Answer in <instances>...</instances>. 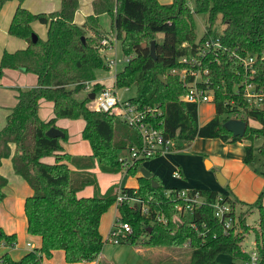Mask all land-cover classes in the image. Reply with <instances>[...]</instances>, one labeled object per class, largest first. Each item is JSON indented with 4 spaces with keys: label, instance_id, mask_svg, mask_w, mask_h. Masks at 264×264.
I'll return each instance as SVG.
<instances>
[{
    "label": "trees",
    "instance_id": "trees-1",
    "mask_svg": "<svg viewBox=\"0 0 264 264\" xmlns=\"http://www.w3.org/2000/svg\"><path fill=\"white\" fill-rule=\"evenodd\" d=\"M7 0H0V9ZM17 5L8 25V32L26 41V45L14 50H4L0 57V76L5 68H23L35 73L36 83L29 87L16 88V101L5 116L0 127V162L10 156L14 171L31 186L32 193L24 200L26 229L41 239L39 247L31 248L18 259L5 251L0 264H42L43 257H50L54 250L61 249L67 262L94 260L98 257L105 239L100 231L101 215L113 204L115 191L112 186L100 192L94 173L90 170L96 160L104 171H118L124 167L117 159L119 153L140 140L138 130L124 122L111 111H103L87 104L90 97L77 98L75 94L92 81L93 91L104 85L96 80L97 68H108L109 59L101 53L104 45L89 33L99 29V16L109 14L111 26L119 40L123 63L114 78L116 87H135V95L129 99L139 105H157L162 113L153 121L166 136L190 143L196 137L220 138L223 141L244 142L242 161L253 158V139L262 137L264 151V107L249 106L235 92L234 84L244 77L236 54L260 55L264 51V0H194L193 7L187 0H92L91 12L82 23L75 21L79 0H60V8L54 11L33 12L16 0ZM206 14V30L196 40L194 13ZM225 22L221 33L214 35L223 44V49L209 51L202 58L206 72L203 78L214 91V114L199 123L198 105L183 98L185 86L174 67L183 64L179 57L191 50L196 51L203 38L210 34L211 25L217 16ZM37 20L46 26V36L40 37L32 28ZM35 32L37 39L32 40ZM159 35V37H156ZM84 37L82 40L81 37ZM154 40L155 55H150V42ZM182 40L187 45H181ZM256 72L249 76L264 85V58L255 62ZM165 76V82L158 78ZM44 97L53 104L54 115L44 120L38 113V100ZM234 99V102H230ZM242 106L248 122L253 119L259 126L248 125L243 135H233L223 122L231 111ZM223 115V117H221ZM59 117L84 119L82 136L90 143V155H74L64 150L62 137L49 136L46 130ZM12 145L14 149L12 152ZM180 146V145H179ZM182 146V145H181ZM53 155L47 162L44 157ZM149 156L145 159L153 158ZM138 159L127 167L134 174L141 161ZM68 161L74 162L75 168ZM156 181V185L153 184ZM6 177L0 174V201L4 197ZM87 184L94 186L92 195H78ZM164 186L157 174L138 176L137 193L151 199V208L164 212L167 222L154 219L127 204L118 206L119 218L132 226L129 241L146 234L142 243L182 246L189 240V260L186 264H238L245 258L241 248L243 234L237 231L241 213L237 211V223L230 232H223L215 220L211 206L196 208L190 217L181 216L164 193ZM131 190L133 187H123ZM207 198L214 197L218 190L197 187ZM235 208V198L224 193ZM264 187L255 201L258 219L255 226V246L264 264ZM207 221L209 231L204 236L191 226L190 221ZM1 242L14 246L16 234L7 233L0 226ZM227 254L230 261L218 258ZM173 259V257H164Z\"/></svg>",
    "mask_w": 264,
    "mask_h": 264
},
{
    "label": "rangeland",
    "instance_id": "rangeland-1",
    "mask_svg": "<svg viewBox=\"0 0 264 264\" xmlns=\"http://www.w3.org/2000/svg\"><path fill=\"white\" fill-rule=\"evenodd\" d=\"M91 1L92 0H79V6L75 12V19L82 23L86 15L91 12ZM189 6L193 7L194 0H187ZM6 5V4H5ZM60 8V0H33L31 8L29 10L33 12L45 11L50 12ZM195 21V33L196 40H199L206 30V14L204 12L194 13ZM8 25L6 26V35L15 40H21V38L14 36L8 32ZM225 26V22L221 20V16L218 15L215 22L211 25L209 30L210 35L215 33H221ZM32 28L34 31L42 38L46 36L45 25L37 20L32 22ZM89 33L95 37L96 41L101 42L104 37L110 39L113 46L111 48H104L101 53L106 59H111L110 66L108 68H97L95 70V76L98 80L105 83L106 86H114V75L117 68H119L123 63L122 51L120 47L119 40H111L115 36V29L111 26V18L109 14L102 13L99 16V29L97 31L90 30ZM156 37H159L157 35ZM5 41V35L1 31L0 27V57L4 51L3 43ZM10 42V40H7ZM181 45H187L186 40H182ZM11 51V50H9ZM116 62V65L114 64ZM178 70L182 68H191L196 70L193 66L188 65L186 67H175ZM201 68H198V70ZM197 70V71H198ZM196 71V72H197ZM198 77L202 76L201 72H197ZM9 76V77H8ZM6 79L0 80V100L2 102H9L11 100V89H14L11 84L15 82L16 77H11L8 74ZM165 77V76H164ZM15 79V80H14ZM96 79V80H97ZM97 80V81H98ZM98 81L99 83H101ZM118 95L125 99L135 95V87H116ZM87 95V88L81 89L75 94L77 98H84ZM45 104H40L38 101V110L41 114H46L47 108L54 113L53 104L50 100L41 97ZM40 99V98H39ZM51 102V104H46ZM88 105L94 107L95 103L92 98L87 102ZM49 105V106H48ZM214 114V103H204L198 106V118L200 121L206 120ZM241 116H244L242 109H240ZM53 115V114H52ZM51 116V115H49ZM48 116V117H49ZM233 117V114H229ZM241 116L239 118H241ZM47 117V119H48ZM223 117V115H221ZM72 121L75 119H83L82 117L70 118ZM84 121V119H83ZM72 122V123H73ZM248 125L259 126V123L253 119H248ZM72 130L75 129V123L71 125ZM72 134L69 132L65 139L61 140V143L65 145L66 142L74 140L71 137ZM68 138V140H67ZM175 145L181 143V140H177ZM179 142V143H178ZM184 143V142H183ZM69 150V146L67 149ZM69 152V151H68ZM125 152V150H123ZM244 153L243 145L240 142L227 143L219 138H208V137H196L190 143L183 145L180 148H171L169 151L164 152L156 157L150 159H144L142 164L138 167V171L142 168L150 170L151 168L154 172L158 173L162 177L163 185L168 183H173V179L170 177L171 169L175 165H179L184 173V183L181 186L185 187H222L228 192L234 191L238 192L244 200H252L257 196L256 191H254V177H258L262 180L264 178V151H262V137H257L253 139V158L249 163L242 161ZM50 160H54L53 155L46 156ZM211 162V166H206L205 160ZM51 162V161H50ZM71 167L75 168L74 162L68 161ZM94 167V166H93ZM92 167V168H93ZM98 169H100L99 164H97ZM126 168V167H123ZM91 170V169H90ZM93 173L95 171L91 170ZM101 171V169H100ZM118 171L107 172L104 174H99L102 184H112L121 183L125 181L126 178L132 176L131 173H116ZM220 172L227 178L228 185H222L216 178V174ZM251 178L252 181H251ZM183 178V177H182ZM123 180V181H122ZM177 180V179H174ZM179 180V179H178ZM251 181V182H250ZM211 189V188H210ZM234 189V190H233ZM224 193V192H223ZM235 208L241 213V221L237 225V231L243 234V239L241 240V248L249 250L251 247L255 246V226L258 219V209L256 208L257 201H244L238 197H235ZM264 203V197L261 200ZM115 211L114 204L110 205L109 208L103 213L99 228L104 237L111 226V214ZM147 235H141L135 243L130 241H124L119 243L104 242L101 254L102 262L101 264H138L142 260L149 262L150 264H186L189 260L190 249L187 245L173 246L167 244H145L142 240L146 239ZM2 243V242H1ZM28 247V246H27ZM140 249V250H139ZM9 252L10 256L13 258L11 253V248L8 246L0 245V257L5 252ZM173 257V259H166L164 257ZM164 258V259H161ZM219 258L221 260L230 261V257L226 254H220ZM55 262H62L63 259L58 255H55ZM52 262L43 259L44 264H50ZM73 263V262H68Z\"/></svg>",
    "mask_w": 264,
    "mask_h": 264
},
{
    "label": "built area",
    "instance_id": "built-area-1",
    "mask_svg": "<svg viewBox=\"0 0 264 264\" xmlns=\"http://www.w3.org/2000/svg\"><path fill=\"white\" fill-rule=\"evenodd\" d=\"M117 40L116 35L111 40ZM107 37L101 40L102 45L111 48L113 43ZM224 46L215 35L207 34L196 51L184 53L179 57V61L184 67L191 65L196 70L191 68H182L181 70L172 68V71L179 74L180 79L185 86L183 98L187 101L194 102L198 106L204 103H214V91L209 86L208 79L199 76L197 72L205 73V68L202 67V58L209 51L223 49ZM104 49V47H103ZM240 62L244 77L238 83L234 84L235 92L249 105L255 107H264V85L258 84L249 76L256 72L255 62L258 57L264 58V51L260 55L244 53L236 54ZM111 62L112 60L109 59ZM116 65V62L114 61ZM198 68H201V70ZM198 70V71H197ZM117 71V69H116ZM115 71V73H116ZM197 71V72H196ZM115 78V75H114ZM87 92L93 91L92 81H86ZM95 105L94 108L103 111H111L118 115L124 122L135 127L140 136L137 144H131L121 151L117 159L123 162L124 167H128L138 159H145L149 156L162 154L169 151L177 143L175 137L166 136L162 129L153 121L161 113V107L157 105H139L128 98H121L116 90V86H103L97 91H94L92 98ZM230 102H234L231 99ZM240 109L242 106H237L231 111L233 117H240ZM244 113V111H243ZM179 143V142H178ZM172 176L182 177L183 173L178 165L172 168ZM164 193L169 196L171 202L175 203V207L181 216L190 217L193 211L202 206H211L215 220L220 224L223 232L228 233L237 223V209L233 207L230 199L224 196L223 192L217 193L214 197L207 198L201 193L197 187H178L171 189L164 188ZM117 207L121 204H127L129 207L139 210L144 215H149L154 212V219L157 221L167 222V217L163 211L151 208V199L144 198L137 193V188L127 190L117 187L115 191V199L113 202ZM119 213V212H118ZM191 226L204 236L210 227L207 221L201 223L190 221ZM132 232V226L128 221L121 220L119 214L111 222V226L104 237L105 241L119 243L129 241V235ZM30 244V242H27ZM189 240L184 242L188 246ZM246 257L241 259L238 264H262L261 256L256 247H251L246 250Z\"/></svg>",
    "mask_w": 264,
    "mask_h": 264
},
{
    "label": "crops",
    "instance_id": "crops-1",
    "mask_svg": "<svg viewBox=\"0 0 264 264\" xmlns=\"http://www.w3.org/2000/svg\"><path fill=\"white\" fill-rule=\"evenodd\" d=\"M159 1L162 3H168L171 0H159ZM32 2H33V0H24L23 5L27 8H31ZM16 5H17L16 0H7L3 4L2 8L0 9V27H1V31H3V34L5 35V41L2 42L3 46H4L3 50H14L16 48H21V47H24L26 45V41L24 39L21 38V40H15L13 38L8 37L5 33L7 23L10 22ZM75 21L77 23H80L77 19H75ZM45 28H46V26H45ZM7 40H10V42ZM8 74L11 75V77L12 76L16 77L15 78L16 80L14 79L15 82L13 84H11V86L14 88V89H11V91H10L11 92V100L9 102H2L3 100L2 99L0 100V127L3 126V124L5 122L6 114L9 112L10 108L14 105V103L16 101V88L17 87L25 88V87L32 86L36 83L35 73L30 72V71H26L23 68H5L3 75L0 76V80L6 79ZM98 81H100V80H98ZM100 82L104 86H106L105 83H103L102 81H100ZM0 84H2V83H0ZM113 85H114V83H113ZM38 101L40 102V104H45V102L42 101V98H40ZM46 104L50 105L51 102L46 103ZM40 110H42V109L39 108L38 113H39L40 117L44 120H46L49 115H51V116L54 115V113H52V111L49 109V107L47 108L46 114H41ZM51 116H49V117H51ZM208 119L200 121L198 118L199 123H203V122L207 121ZM75 120L76 121L73 122L72 119H70V118L59 117L55 121L57 127H62V128H65L67 130L68 138H69V132L72 134L71 137L74 138V140H71L69 143L66 142L65 145L62 144V146H63L64 150H66L67 146H69V150H66V151H69L70 153H72L74 155H86V156L90 155L92 153V148L90 146V143L88 142V140L83 138L82 133H81L82 128L84 126V121H83V119L82 120L81 119H79V120L75 119ZM74 123H75V129H76L75 131L72 130V128H71V125ZM68 138H67V140H68ZM210 138H212V137H210ZM224 142H227V141H224ZM235 142H240V144L243 145V148H244V142H242V141H234V142H227V143H235ZM185 143L186 142H184V143L181 142L178 145H175L173 148H180L183 145H185ZM13 149H14V145H12V152H13ZM43 160H45L47 162H50V161L52 162V160H50L49 157H44ZM142 163L143 162L141 161L140 165ZM97 164H98V162L95 160L94 161V167L93 168L91 167L90 169L95 171L94 175L96 177V180H97V183L99 186V190H100V192L103 193L107 190L108 187H110V184H108V183L102 184L100 177H99V174H104L106 172L108 174V172H112V171H104L101 168H100L101 169V171H100V169H98V167H97ZM210 166H211V164H210ZM149 169L152 173L157 174V177L161 180V183H162V177L158 173L154 172L151 168H149ZM171 171H172V169H171ZM181 171H182V168H181ZM116 173H122V174L126 173L127 174L129 172L127 171V168H121ZM182 173H183V171H182ZM0 174L6 177V184L3 187L4 197L0 201V226L2 227V229L5 232H7V233L14 232L16 234L15 245L11 246L10 248H11L12 255L14 254L13 258L18 259L26 251H28L34 247H39L41 244L40 236L32 235V234L28 233L27 229H26L27 221H26V215H25V211H24V200H25L27 195L32 193V188L21 175L17 174L14 171L13 166H12L11 155L2 158V160L0 162ZM139 175H142V172L138 171V169H137L136 172L132 176H129L128 178H126L125 181L122 180L123 182H121L119 184L118 183L112 184L114 191H116L117 187H121V186L122 187H133V188L137 187ZM170 177L173 179L174 182L168 183L167 185H164V186L185 187V186H181L182 183H184V180H183L184 179V173L182 176L183 178L182 177H180V178L174 177V176H172V173H170ZM254 178H255L254 179V181H255L254 185L255 186L253 188H254V191H256L257 196H258V193L264 187V178L262 177V180H260L258 177H254ZM174 179H177V180H174ZM250 179L252 181L253 178L250 177ZM222 185H228L227 184V178H225V182ZM209 188L218 190L219 192H224L227 195L231 196L232 198L238 197V198L244 200L241 196H239V194H237L238 193L237 191L236 192H234V191L228 192L227 190H224L222 187H218V186L209 187ZM93 192H94V186L92 184H87L82 189H80L77 192V194L87 196V195H92ZM255 199L244 200V201L251 202V201H254ZM114 206H115V211L113 212L114 214H111V217H110L111 221L110 222H112L113 219L115 217H117L119 214L118 213L119 210H118L117 205L114 204ZM102 215H101V217H102ZM27 242H30V244H28ZM110 243H112V242H110ZM0 245L5 246L3 243H1ZM55 255H58L60 258L63 259V261L62 262H59V261L55 262L54 261ZM219 256H218V258H219ZM44 258H47V260H50L51 262L53 260L52 263L49 262L50 264H101V262H102L101 251H100V253L96 259L90 260V261L82 260V261H78V262L68 263L65 260L63 250H61V249L54 250L50 257H43V259ZM43 259H42V264H44ZM161 259H164V258H161ZM224 261H226V260H224ZM138 264H150V263L142 260Z\"/></svg>",
    "mask_w": 264,
    "mask_h": 264
},
{
    "label": "water",
    "instance_id": "water-1",
    "mask_svg": "<svg viewBox=\"0 0 264 264\" xmlns=\"http://www.w3.org/2000/svg\"><path fill=\"white\" fill-rule=\"evenodd\" d=\"M31 38L33 41H35L37 39V34L35 32H33L31 35ZM81 38H82V40H84L83 36ZM150 55L153 58L156 57L154 40H151V42H150ZM158 78L160 80H162L163 82H165V77L162 74H158ZM88 96L90 98H93L94 97V91H89ZM246 124H247V121L244 120L243 118H239V117H229L223 122V126L228 131H230L233 135H243L245 128H246ZM46 134L49 136L62 137L63 131L59 127L52 125L46 130ZM206 160H205L206 166L209 167L211 162H210V164H207ZM141 172H142V175H144L146 177H149L152 175V172L150 170L145 169V168H142ZM216 178L220 184H223L225 182V177L220 172H218L216 174ZM153 184L156 185V181H153Z\"/></svg>",
    "mask_w": 264,
    "mask_h": 264
},
{
    "label": "bare ground",
    "instance_id": "bare-ground-1",
    "mask_svg": "<svg viewBox=\"0 0 264 264\" xmlns=\"http://www.w3.org/2000/svg\"><path fill=\"white\" fill-rule=\"evenodd\" d=\"M207 164H210V162H208V160H206Z\"/></svg>",
    "mask_w": 264,
    "mask_h": 264
}]
</instances>
